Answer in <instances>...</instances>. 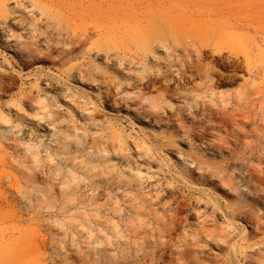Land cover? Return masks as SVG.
I'll return each mask as SVG.
<instances>
[{
  "label": "rangeland",
  "instance_id": "374dc122",
  "mask_svg": "<svg viewBox=\"0 0 264 264\" xmlns=\"http://www.w3.org/2000/svg\"><path fill=\"white\" fill-rule=\"evenodd\" d=\"M0 2V264H264V0Z\"/></svg>",
  "mask_w": 264,
  "mask_h": 264
},
{
  "label": "bare ground",
  "instance_id": "6f19581e",
  "mask_svg": "<svg viewBox=\"0 0 264 264\" xmlns=\"http://www.w3.org/2000/svg\"><path fill=\"white\" fill-rule=\"evenodd\" d=\"M19 2V1H18ZM1 4H3L2 2H0V14L2 13V15H3V13L5 12V9H4V5H1ZM28 53H31V50H29V52ZM24 57H28V54L27 53H24V56H23V58ZM30 57H32L33 58V60L36 58V56L34 55V54H31V56Z\"/></svg>",
  "mask_w": 264,
  "mask_h": 264
}]
</instances>
